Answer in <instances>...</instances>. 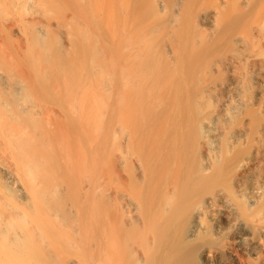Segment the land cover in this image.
Listing matches in <instances>:
<instances>
[{
	"label": "bare ground",
	"instance_id": "6f19581e",
	"mask_svg": "<svg viewBox=\"0 0 264 264\" xmlns=\"http://www.w3.org/2000/svg\"><path fill=\"white\" fill-rule=\"evenodd\" d=\"M15 1L38 15L14 17L12 34L48 50L54 32L59 62L73 45L66 21ZM88 4L116 43L115 85L81 87L108 116L73 110L71 131L29 102L59 136L54 159L28 112L16 115L26 82L0 68V264H264V0ZM93 221L100 258L87 263Z\"/></svg>",
	"mask_w": 264,
	"mask_h": 264
},
{
	"label": "rangeland",
	"instance_id": "374dc122",
	"mask_svg": "<svg viewBox=\"0 0 264 264\" xmlns=\"http://www.w3.org/2000/svg\"><path fill=\"white\" fill-rule=\"evenodd\" d=\"M15 2V0H0V68L6 70L10 76L13 74L21 76L26 82L29 97L21 102V104L16 103L14 106H17V108L15 110L14 107V110L17 112L16 115H20L19 111L22 112V108L24 111L28 112L26 114L27 116L23 113L21 116L24 115L22 117H25L26 124H30L36 134L40 135V138L43 139V145L49 147V153L53 158L54 155L58 154L55 142L59 136L57 135L56 130H52L51 120L45 118L41 114L31 113L33 107L27 108V105L32 100L41 107L47 108L52 113L59 114L61 118L67 122L68 126H66V128H68L69 131H71L72 127L78 125V119L74 116L73 110H84L86 112L87 109L94 107V110L92 112L89 111V114L86 112L87 116L94 117L95 119L101 118L102 122V118H107L109 108L107 112L105 110L103 113L102 98L100 99L101 102H98V100H94V102L90 99L89 95L81 94V87L82 91L86 87L93 88L94 91L100 85L108 82L107 84L113 89L115 85L117 55L116 43L112 36L105 33L101 21L90 11L88 0H38L40 3L39 5L48 18H51L52 20L60 19L66 21V26L72 31L73 45L67 50L66 56H62L57 63H55V58L47 53L56 52L54 54L57 56L58 48L56 49L55 46L59 47L57 44L58 42H61V40L59 41L58 39L60 38L59 36H56V34L53 35L54 32H50L49 34V36L51 35V38L53 36L54 39V36H56L54 40H58L56 41L57 43H54V47L51 42L53 39H48L49 36L45 38L44 42L48 40V50L46 49V46H44L45 50L42 49L43 47L40 48L39 44L32 39V42L37 44L36 47L40 52H43V50L44 52L46 51V56L41 52L45 59L50 56L51 58H49L51 61L54 60V64H51L49 58L45 60L37 53L39 51H36L37 49L35 45L30 44L31 41H28L30 39H28L26 35L28 33L25 34L27 38L22 35L12 34L11 26L14 17L17 18V15H21V17L29 16L30 18L31 16L28 14L25 15V12L28 10L27 8L30 7L29 4L28 7L24 1V4L22 2L16 4ZM23 5H26L27 7ZM57 8L60 10L58 11ZM30 9L28 12L34 10L32 7H30ZM34 16L35 15H32V19H30H35L36 16ZM29 18L25 19H28L29 21ZM75 21L77 22V25L75 24ZM28 25H25V27ZM78 26L85 30L86 36H84V38L79 36L76 32L75 27L77 28ZM26 31L27 28L25 32ZM29 35L33 38L31 34ZM49 40H51V49H49ZM52 48H55L56 51H54L55 49L52 50ZM52 53L51 55H53ZM60 55L62 54L60 53ZM97 66L102 67V72H96L93 69ZM0 92L3 91L0 89ZM111 101L112 98H110L108 103L111 104ZM24 107H26V109H24ZM29 112L31 114L30 116L28 115ZM16 118V120L19 119L20 122H22L21 120L25 122L24 118L21 119L18 118V116ZM101 129L102 128L93 133L91 142L86 145V148L94 154H96L98 150V138L103 133V130ZM56 168L58 176L62 180L64 178V180L68 182L64 177L65 164L62 159H60L59 165L56 166ZM74 195L76 196V194L73 193V187L69 186L67 198L75 203L76 199ZM93 214L96 216V212ZM80 221L83 223V220ZM87 226L89 237L87 241L88 245L85 248H79L83 251L77 253L78 255H81L79 258L82 261L90 263L100 258L99 248H101V234L100 229H97V226L95 225V221L91 224H87ZM69 237H72L70 232Z\"/></svg>",
	"mask_w": 264,
	"mask_h": 264
}]
</instances>
